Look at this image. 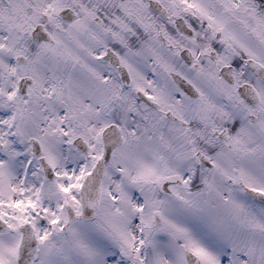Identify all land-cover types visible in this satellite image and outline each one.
<instances>
[{
    "label": "snow or ice",
    "instance_id": "1",
    "mask_svg": "<svg viewBox=\"0 0 264 264\" xmlns=\"http://www.w3.org/2000/svg\"><path fill=\"white\" fill-rule=\"evenodd\" d=\"M0 264H264V0H0Z\"/></svg>",
    "mask_w": 264,
    "mask_h": 264
}]
</instances>
